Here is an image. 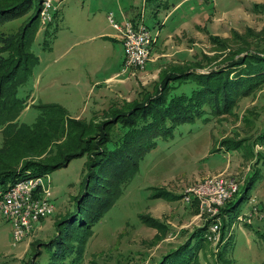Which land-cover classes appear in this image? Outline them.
Listing matches in <instances>:
<instances>
[{
    "label": "rangeland",
    "instance_id": "374dc122",
    "mask_svg": "<svg viewBox=\"0 0 264 264\" xmlns=\"http://www.w3.org/2000/svg\"><path fill=\"white\" fill-rule=\"evenodd\" d=\"M263 1L62 0L51 11L52 21L43 24L38 15L28 27L27 46L34 61L17 87L18 97L28 104L19 120L29 125L36 120L39 105L52 104L70 117L92 119L97 124L109 118L110 106L124 113L153 85L157 89L171 70L197 61L202 63L199 71L205 72L246 49L243 42H249V35L264 27V16L253 12L251 6ZM108 11L119 24L117 13L126 20L141 19L157 38L144 67L121 73L123 46L106 33L115 32ZM27 19L28 14L23 13L2 29L20 33L23 29L18 26ZM235 31L238 35H233ZM258 94L261 98L238 101L232 107L236 114L229 112L216 121L181 123L167 138L158 137L92 226L78 264H121L129 254L133 259L128 264L157 260L162 250L181 242L183 230L191 231L211 217L203 200L187 199L184 192L199 189L212 199V193H217L215 184L209 182L212 178L233 181L239 187L231 194L227 212L219 214L218 240L210 242L206 255L199 252L198 264H264V140H255L263 125L259 122L264 120V88ZM252 109L261 113L244 123L243 117ZM257 125L260 128L256 130ZM242 137L246 140L238 148L216 150L222 140L236 143ZM112 147L110 142L108 148ZM87 164L83 154L42 178L55 211L35 222L26 239L13 244L11 224L0 216V264H26L31 257L36 264L48 261L53 245L47 243L55 238L56 222L75 210V198L85 190ZM192 203L197 212L190 209ZM223 206L225 203L219 208ZM142 214L163 220L170 232L147 225ZM157 235L165 236L156 240ZM218 249L221 259L213 255ZM37 250L39 254L34 256Z\"/></svg>",
    "mask_w": 264,
    "mask_h": 264
},
{
    "label": "trees",
    "instance_id": "16d2710c",
    "mask_svg": "<svg viewBox=\"0 0 264 264\" xmlns=\"http://www.w3.org/2000/svg\"><path fill=\"white\" fill-rule=\"evenodd\" d=\"M41 2L0 0V190L5 191L26 176L46 175L54 168L66 166L71 158L85 154L88 158L85 190L75 198V210L56 222L55 238L47 243L53 245L52 251L44 263L78 264L82 261L92 226L98 222L101 212L111 206L113 197L119 194L132 170L153 148L158 137L167 138L181 123L216 121L229 112L236 114L232 107L238 101L261 98L258 93L264 88V27L258 34L249 35L252 39L243 42L246 49L232 54L230 59L208 67L205 72L199 71L202 63L197 61L187 68L171 70L162 77L157 89L154 85L151 91L146 89L149 93L135 99L124 113L119 114L118 109L110 106L109 118L99 124L92 119L70 117L59 105L52 104L39 105L36 120L26 125L20 122L19 116L28 104L18 97L17 87L25 79L29 63L34 61L27 46L28 27L39 15ZM251 9L264 16V1L253 3ZM23 13L28 14V19L18 26L23 29L20 33L8 31L7 27L2 29ZM247 31L251 33L252 30ZM235 34L238 35L236 31ZM256 113L261 112L248 111L243 117L244 123L251 122ZM259 123L263 125L256 126L260 133L255 140L262 142L264 120ZM244 140L245 137L236 143L222 140L216 150L236 149ZM110 142L113 143L111 149L108 148ZM157 194L167 196L162 192ZM229 203L230 199L219 209V214L227 212ZM190 207L194 213L195 205L192 203ZM141 219L159 232H170L171 227L163 220L153 219L148 214H142ZM210 220L204 219L191 231L183 230L181 242L162 250L157 260L153 259L150 264H198L199 252L206 255L211 250L206 238ZM164 236L157 235L156 240ZM217 252L211 251V254L221 259L220 250ZM38 254L37 250L33 255ZM32 258L26 264H36ZM132 259L129 254L121 264H128Z\"/></svg>",
    "mask_w": 264,
    "mask_h": 264
},
{
    "label": "built area",
    "instance_id": "2783aa9c",
    "mask_svg": "<svg viewBox=\"0 0 264 264\" xmlns=\"http://www.w3.org/2000/svg\"><path fill=\"white\" fill-rule=\"evenodd\" d=\"M61 1L42 0L38 17H40L43 24L52 21L51 11L55 10ZM107 19L112 28L117 31L120 43L122 42L124 59L120 68L121 73L129 68L144 67L150 57L151 46L156 39L151 30L144 25L141 19L135 24L131 20H125L123 24H119L115 21V15L112 11L107 12ZM44 176H47V174L26 176L8 186L5 191H0V216L6 218L11 224L13 244L26 239L35 222L41 221V219L53 214L55 211L50 189L44 187L42 182ZM209 182H213L216 187L217 193H212L214 198L207 197L205 192L199 189H187L184 196L187 199L199 198L204 201L202 206L211 212V217H209L211 223H209L206 238L210 242H215L218 240V233L221 228V225H219V205L231 199V194L238 191L239 186L233 181L227 182L222 179L214 180L212 178ZM213 203H215V206H212Z\"/></svg>",
    "mask_w": 264,
    "mask_h": 264
},
{
    "label": "crops",
    "instance_id": "0c3cea01",
    "mask_svg": "<svg viewBox=\"0 0 264 264\" xmlns=\"http://www.w3.org/2000/svg\"><path fill=\"white\" fill-rule=\"evenodd\" d=\"M123 16H125V15H121V14H116V18L120 21V19H121V24H123L122 22H124L126 19L124 18L123 19ZM167 17L169 16V14H167L166 15ZM165 16V17H166ZM128 18V17H127ZM131 21H134L133 19H131V18H129ZM123 20V21H122ZM137 21V20H136ZM164 21L165 20H163V23L161 24V25H163L164 24ZM111 28H112V26H110ZM112 29H114V28H112ZM115 30V29H114ZM108 35H109V37H111L112 39H114V40H118L119 42H120V40H119V38H118V34H117V31L115 30V32L114 33H111V32H106ZM105 33V34H106ZM122 43V42H121ZM123 57V56H122ZM124 58V57H123ZM123 60V59H122ZM121 64H122V62H121Z\"/></svg>",
    "mask_w": 264,
    "mask_h": 264
}]
</instances>
